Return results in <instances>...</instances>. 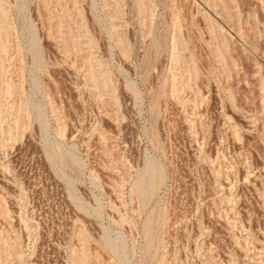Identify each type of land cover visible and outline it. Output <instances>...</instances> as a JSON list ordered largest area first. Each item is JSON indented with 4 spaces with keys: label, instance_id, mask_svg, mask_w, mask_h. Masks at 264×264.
<instances>
[{
    "label": "rangeland",
    "instance_id": "obj_1",
    "mask_svg": "<svg viewBox=\"0 0 264 264\" xmlns=\"http://www.w3.org/2000/svg\"><path fill=\"white\" fill-rule=\"evenodd\" d=\"M0 264H264V0H0Z\"/></svg>",
    "mask_w": 264,
    "mask_h": 264
}]
</instances>
